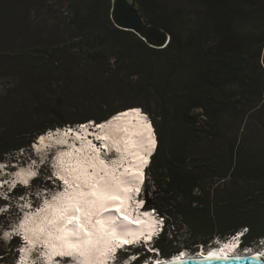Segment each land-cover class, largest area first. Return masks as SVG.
I'll list each match as a JSON object with an SVG mask.
<instances>
[{"label":"trees","instance_id":"1","mask_svg":"<svg viewBox=\"0 0 264 264\" xmlns=\"http://www.w3.org/2000/svg\"><path fill=\"white\" fill-rule=\"evenodd\" d=\"M159 1L133 0L147 21L170 32L165 48L115 26L111 0H89L70 4V40L0 57L3 75L13 68L20 79L0 94V106L13 111L10 121L0 114V161L48 129L100 123L128 109L98 90L110 79L114 91L156 97L159 119L148 103L136 106L150 115L162 142L148 167L155 168L156 199H146L165 217L154 243L160 253H176V245L165 243L174 213L197 244L242 227H248L244 245L253 244L264 236V0H198L200 10L187 27L177 14H163ZM68 65L75 70L67 72ZM67 77L62 91H46ZM229 120L237 127L227 128ZM225 178L227 187L214 181ZM14 192L24 191L19 185Z\"/></svg>","mask_w":264,"mask_h":264},{"label":"rangeland","instance_id":"2","mask_svg":"<svg viewBox=\"0 0 264 264\" xmlns=\"http://www.w3.org/2000/svg\"><path fill=\"white\" fill-rule=\"evenodd\" d=\"M71 2H78L85 6L89 3V0H0V57H4L5 55L13 56L12 53L22 48H27L30 51H39L44 48L45 43L53 44L70 40V34L73 33L69 23ZM159 7L165 15L177 14L181 20V25L187 27L194 21L200 10V2L198 0H160ZM50 48L52 50L58 49L57 47ZM31 66L32 64L29 63L28 67ZM73 70L75 68L72 65L67 66V72H72ZM8 71L9 73L6 75H3V72L0 71L1 96L6 92L8 86L13 87L20 80L16 76V74H19V71H15L13 68ZM130 79L135 83L138 78L132 77ZM68 81H70L68 77L65 79H55L52 85L49 84L44 87H46L47 92L62 91L66 88ZM126 82H129V80ZM112 84L110 79H106L102 87L98 89L102 94L110 96L109 100L111 104L138 108L136 105L139 102H145L150 105L155 116L159 119V108L155 96L143 94L139 91L125 93L120 90L119 92L117 90L114 91L115 88ZM0 107V114L7 117L8 121H10L12 118L9 117H12L13 111L4 109L6 107L4 104ZM145 113L147 112L145 111ZM72 125L74 126V124ZM226 125L228 126L227 128H235L237 127V121L229 120ZM157 139L158 144L161 143L162 146L161 138L157 136ZM253 140L258 143L262 142V138L258 135L253 136ZM34 142V146H38L41 141ZM41 143L43 144V142ZM34 146L32 144L12 151L10 154H6L4 160L0 161V166H2L0 167V178L8 183V185L3 184L2 188H0V211L3 212L0 216V264H18L17 260L21 253L19 248L22 239L20 236L16 239L14 233L20 232L21 227L19 224L23 222L26 216L35 213L37 209H41L48 199H53L58 189H60V183L55 179L53 168L51 167V160L54 159L55 161L57 159L54 155L55 151L49 152L50 154L47 155L46 152H35ZM41 146L39 145V147ZM21 169L35 173L39 170L40 176L37 180L33 179L35 182L28 187L21 186V183H18L24 192L16 195L14 194L15 192L13 193L10 185L23 180L19 176ZM8 171L10 172L8 173ZM154 174V167L146 170L145 184L143 185L144 193L142 194L145 200L150 199L154 201L156 199L157 194L152 192V189L156 185ZM47 179H49V182L45 185L44 182ZM214 181H218L217 184L223 188L229 185L230 178L214 179ZM209 186L212 185L209 184ZM170 218L171 225L167 232L168 240L165 241L166 246L170 244L182 245L190 243L194 246L195 250L197 245L192 244V241H197L184 231L185 227L181 224L177 213L170 214ZM11 226L15 228V232L12 234L6 232V228ZM5 233H8L7 237H5ZM171 233L175 235H171ZM12 235H14V238H12ZM17 240L20 241L19 244H17ZM126 255L127 253L123 252V255L120 254L119 257L121 260L126 259Z\"/></svg>","mask_w":264,"mask_h":264},{"label":"bare ground","instance_id":"3","mask_svg":"<svg viewBox=\"0 0 264 264\" xmlns=\"http://www.w3.org/2000/svg\"><path fill=\"white\" fill-rule=\"evenodd\" d=\"M133 110V108L120 110L110 118L102 121L105 123L102 124L100 122V126L97 125L98 123L96 122L94 125H71V127L66 128L61 127L58 129H49L44 134H40L39 140H36L43 142V144L39 142L38 146H34V142V150L35 152H46L47 155L52 151H55L54 155L57 159H55V161L54 159L51 160V167H56V171L60 174V176L65 175V177L69 179L71 178L66 176V173L62 170L63 167H66L68 163L74 162L78 158L95 155V149L101 150L99 153V159H103L105 163L109 165L106 170L109 175L106 176L105 171L100 169L99 160H97L95 178L100 179V177L103 176L105 180L111 181L112 177L115 176L118 179L119 185L117 194H119L123 200L122 211L124 215L129 216L130 220L138 221V223H129V221L123 220L116 212L105 213L104 217H117L116 233L125 238L131 239L133 235H138L140 233H143L145 236L152 235V239L150 241L137 244L143 245L146 251L153 249L151 252H154L155 254L152 255L145 264H167L169 262L200 258L228 259L253 257L262 258L264 260V253L262 252L264 248L255 250L248 249L247 252L244 253L241 251H233L236 246L234 242L237 240L230 241L222 247H217L215 244H212L209 248L205 247L200 252H198L200 250L198 249L197 253L184 251L182 254H179L181 252L180 251L175 253L176 256L173 258V255L168 258L164 256L158 257V251H156L154 243L157 241L159 236L157 235L158 232L154 234L153 231L155 230V224L158 225L159 221L153 216L152 212L142 211L145 210V208H141L142 202H140L141 200H145L142 195L144 193V186L141 185V183L143 179L146 178V170L149 167L148 162L152 159V156L156 152V150L154 153L152 151L155 144H158V139L156 133L154 134L152 131L143 134L145 129H149L147 127L149 124L143 121L145 118L144 115H141L139 112ZM105 136L108 137L107 140L103 139ZM41 137H43V140H41ZM97 137H101V139L98 140ZM58 141H65L66 146H58L61 144L58 143ZM39 145L42 146L39 147ZM104 145H107V148H104ZM61 152L71 153V155L63 157V160L65 161V165L63 166L60 163ZM116 165L119 166L116 167ZM89 171L92 170L90 169ZM38 172L39 170L36 174ZM27 173L28 171L21 169L19 176L24 179ZM53 175H55V172ZM29 178L30 177H28V179ZM22 181L23 180H20L17 183H22ZM6 183L7 182H4L3 179L0 178V184ZM134 189L140 190V196L138 197L139 201H133L131 190ZM136 194L137 193H134V196H136ZM135 199H137V197H135ZM59 206H61V201L59 199L55 201L53 199H48L41 209L36 210L35 213L32 212L33 214L26 216L23 222H20L21 224H19V226L21 229L19 233H14L15 228L13 226L6 228V232L15 234V238L22 234H24L26 238L25 245L23 246L20 257L17 260L18 264H39V262L41 264H65L63 260L49 259V256L52 254V250L46 249L49 245L57 243L54 241L53 235H51L47 230L46 221L50 218V214L56 211ZM42 227L46 229L44 233L40 232ZM28 241H31L29 245L27 243ZM113 242H118L115 240V237H113ZM132 246L134 245H126L125 249ZM36 251H38L36 254H42L39 259L32 257V254ZM101 251H103V249H101ZM132 261L133 260L130 259L128 263H133ZM100 262H105L104 264H113V260L111 258L101 259L100 252L94 253L92 264H100ZM70 264H82V258L77 257V259L75 261H71Z\"/></svg>","mask_w":264,"mask_h":264},{"label":"snow or ice","instance_id":"4","mask_svg":"<svg viewBox=\"0 0 264 264\" xmlns=\"http://www.w3.org/2000/svg\"><path fill=\"white\" fill-rule=\"evenodd\" d=\"M133 111L139 112L140 110ZM147 127L150 130V125ZM97 139L99 140L101 137H97ZM103 139L107 140L108 137L105 136ZM58 143H65V141H58ZM103 147L107 148V145ZM100 151V149H95V155L78 158L62 168L66 176L71 179L66 178L65 175L58 177L63 182L65 190L53 197L54 201L57 199L61 201V206L51 213L50 218L46 221L47 230L57 242L52 245L53 251L49 259L60 258L65 261V264H70L71 261L80 257L82 264H92L93 254L100 252L101 259L111 258L113 264H120L116 255L118 249L122 250L126 245H136L152 239V235L145 236L143 233L133 235L131 239L125 238L116 233L117 217H104L105 213L116 212L129 223H138V221L130 220L129 216L124 215L122 211L123 200L117 194L118 179L115 176L111 181L105 180L103 176L100 179L95 178L97 160H99L100 169L105 171L106 176L109 175L106 171L109 165L103 159H99ZM69 155L71 153H60L62 166L65 165L63 157ZM118 166L116 165V167ZM90 169L92 171H89ZM36 175L35 172H28L22 183L27 185L28 177ZM45 231L44 227L40 229L41 233ZM4 235L7 237L8 233ZM113 237L118 242H113ZM130 259L134 261L137 257L132 256ZM124 264H127V260L124 261Z\"/></svg>","mask_w":264,"mask_h":264},{"label":"water","instance_id":"5","mask_svg":"<svg viewBox=\"0 0 264 264\" xmlns=\"http://www.w3.org/2000/svg\"><path fill=\"white\" fill-rule=\"evenodd\" d=\"M110 16L115 26L133 31L151 47L165 48L170 42V32L158 23L147 21L133 0H111ZM167 264H264V260L253 257L200 258Z\"/></svg>","mask_w":264,"mask_h":264},{"label":"built area","instance_id":"6","mask_svg":"<svg viewBox=\"0 0 264 264\" xmlns=\"http://www.w3.org/2000/svg\"><path fill=\"white\" fill-rule=\"evenodd\" d=\"M149 212H152L154 214V216H156L157 220L159 221L158 224L160 226V228H163L164 224H166V221H165V217L163 214H161L156 208H152L151 210H149ZM160 221H162V223H160ZM166 226V225H165ZM164 226V228H165ZM247 230V231H245ZM248 232V227H242L240 228L238 231H236L235 233L233 234H229L227 237H220L222 239H227L228 243L230 241H235L238 239L239 236H241V233H247ZM218 237V236H217ZM216 237V238H217ZM215 238V239H216ZM198 245L197 249L194 250V248L192 249V247H184L180 254H182L184 251H187V252H190V253H194L196 252L197 253V250L200 249V250H203V248L206 247V245L204 244H196ZM212 245V242H210L207 247L211 246ZM191 246V245H190ZM261 248H264V236L260 237L256 242H254L253 244H250V245H246L245 249H244V252H247L248 249H251V250H255V249H261ZM140 251V250H139ZM157 254H158V257H161L163 256L160 251L157 249ZM146 250L145 248L143 247L142 250L140 252H138L137 254H134V255H131L130 257L132 256H136L137 259L132 261L133 263H128L130 261V257L129 258H126L124 260H122V262L120 264H124V261L127 260V264H134L135 262H137L143 255V253H145ZM264 253V249L262 251ZM154 253V252H152ZM169 257V256H168ZM167 257V258H168ZM151 257L149 258H146L143 262H141L140 264H145L148 262V260L150 259Z\"/></svg>","mask_w":264,"mask_h":264},{"label":"flooded vegetation","instance_id":"7","mask_svg":"<svg viewBox=\"0 0 264 264\" xmlns=\"http://www.w3.org/2000/svg\"><path fill=\"white\" fill-rule=\"evenodd\" d=\"M181 228V227H180ZM185 231V230H184ZM194 239V238H193ZM197 244V242H193L192 241V244ZM191 244L188 243V244H182V245H176L175 248H176V253L180 252L184 247H192V249L194 248V246H190ZM155 248H157L159 251H160V246H158V244H154ZM245 246V245H243ZM141 251V250H140ZM139 250H134L133 252H126L127 253V257L131 254V253H138L140 252ZM263 251V250H262ZM152 255H155L154 253L152 254L150 251H146L145 253H143L142 257L137 261L138 263L137 264H140L141 262H143L146 258H149L151 257ZM171 256V255H170ZM123 260V259H122Z\"/></svg>","mask_w":264,"mask_h":264},{"label":"clouds","instance_id":"8","mask_svg":"<svg viewBox=\"0 0 264 264\" xmlns=\"http://www.w3.org/2000/svg\"><path fill=\"white\" fill-rule=\"evenodd\" d=\"M155 217H156V216H155ZM157 239H158V238H157ZM219 239H220V237H217L216 239H214V240L212 241V243H213V242H217V241H219ZM243 239H244V238L241 239V236H239L238 239H237V244H239V242H240L241 240H243ZM243 245H244V244H243ZM245 247H246V246H245ZM207 248H209V247H207ZM141 250H142V249H141ZM156 250H157V248H156ZM240 251H242V249H241ZM174 254H175V253H173L172 255H174ZM172 255H171V256H172ZM119 256H120V254L118 255V259H119V261H120V263H121L122 260L120 259ZM169 257H170V256H169ZM123 260H124V259H123Z\"/></svg>","mask_w":264,"mask_h":264}]
</instances>
